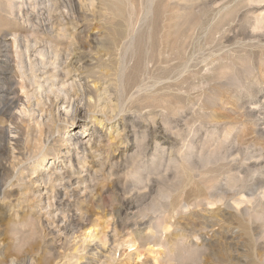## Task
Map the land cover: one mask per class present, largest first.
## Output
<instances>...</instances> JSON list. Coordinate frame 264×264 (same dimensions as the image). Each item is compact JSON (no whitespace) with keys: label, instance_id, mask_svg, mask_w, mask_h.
Instances as JSON below:
<instances>
[{"label":"bare ground","instance_id":"1","mask_svg":"<svg viewBox=\"0 0 264 264\" xmlns=\"http://www.w3.org/2000/svg\"><path fill=\"white\" fill-rule=\"evenodd\" d=\"M66 1L72 5L75 3V0ZM56 2L42 7L46 11L47 18L44 17L45 13L34 14L36 7L32 6L33 11L30 13L35 16L31 18L28 13L30 7L25 10V6H19L11 0H0V229L6 223L4 220H7L8 225L3 228H7L15 240L11 244L12 248L19 251H22L27 240H34L38 230L43 227L50 232H81L83 239L80 240L84 246L89 239H95L99 244H103L106 242L107 233L106 237H101L97 233L98 222L95 223L97 225L94 222L98 216L113 220L112 233H121L125 229L132 230L134 223L124 225L123 220L136 216L137 209H140L143 203L150 198L153 200L152 194L156 188L161 190L158 192L162 199L168 197V189L167 192L163 188L160 189L161 183L151 176L157 175L164 180V168L171 164H176L179 172L186 175L190 166L188 155H182L181 159L180 157L170 159L169 149L172 147L169 149L168 147L173 143L162 126L164 122L160 125L150 124V112L145 111L146 114L142 115V110L150 107L146 103L149 104L152 96L140 95L137 99L134 98L135 101L145 102L144 106L136 107L135 112L140 114L139 118L134 113L135 116L124 115L114 121L125 111L119 95L126 91V73L124 69H120L118 59L115 54L113 55L112 50L102 46L99 33L89 31L88 23V25L73 23L75 27H71L72 23L69 25L68 19L66 21L62 19L64 25H58V28L56 23H52L51 16L57 7ZM57 5L59 8V4ZM79 9L81 8H76V12L82 10ZM2 13L9 14V17ZM68 16L71 19L73 15ZM16 17H23L26 24L13 23L12 20ZM42 18L44 21H41ZM74 22H77V19ZM59 27H63L62 30L69 35L67 41L52 36V32ZM64 52L66 58L62 60L60 57ZM68 77L71 78V82L66 80ZM142 90L143 87L140 91ZM133 97L134 94L131 98ZM153 155L160 156L161 162L158 168H152ZM29 164L32 166H28ZM237 175L239 177L235 174L230 182L228 181L231 187H238L231 196L226 191L216 194L214 190L216 186L210 182L197 186L196 193L194 190L195 195H192L195 199L193 197L191 206L198 208L202 205L200 210L192 209L194 207L191 210L190 204L187 205L186 202L181 206L175 204L176 206L171 209V215L163 203L151 202L144 211L158 210L162 216H165V220L153 227L156 230L153 236H149V232L146 233L147 235L144 232H132L139 237L144 233L142 238H145L147 244L153 243V246L165 247L170 261L174 260L172 259L174 241L176 244L180 242L176 238L175 240L171 238L172 236H167L166 241L162 242L158 236H166L172 227L176 235L183 233L182 221L178 222L181 219L190 220L189 223L191 218H197L199 221L202 219L204 221L201 225H191L189 228L187 226L189 224H186L185 229H191V234L207 231L209 236L203 235L206 238L203 239L202 246L189 243L190 247L188 250L185 249L186 254L182 252L184 255H180L182 261L202 264L199 256L205 257L204 253L211 251L213 246L224 243L232 227L231 225L230 229L226 228L228 231H225L224 225L221 227L217 222L221 219L219 215L232 216L231 219L238 217L248 224L256 223L257 226L247 227V230L246 226L238 229L240 231L245 229L244 233L249 234V238L251 237L255 244L252 255L254 260L251 264H264V190L259 193H256L257 189L245 191L244 185H238L237 182L243 178ZM135 190H144V192L140 195L138 192L135 193ZM105 194L121 198L118 202L105 207L103 206ZM142 199L144 200L141 201ZM231 201L234 206L230 204ZM203 202L216 208L207 209L205 205L203 206ZM219 203L224 206H219ZM42 209H45L46 216H49L46 223L42 220ZM167 213L170 215L169 219L166 217ZM175 214H180V217L178 216L180 220L171 222L170 219ZM231 219L223 218L225 223ZM107 227L109 230V226ZM26 228L30 229L27 235L24 233ZM1 240L0 251L5 245ZM131 242L135 244L137 241ZM142 244L144 246V242ZM227 245L221 246L225 249ZM32 249L30 256L23 257L22 260L9 259L11 264L33 262L40 248ZM104 251L108 253L109 250L104 249ZM219 253L216 255L219 256ZM238 253L242 254V251ZM225 255L224 253L223 256ZM206 256L210 257L207 254ZM242 257L246 256L242 255ZM211 258L212 256L209 260ZM221 258L219 261L223 263L226 257L223 261ZM249 259L237 256L236 260L238 264H250ZM227 261L226 263L229 264Z\"/></svg>","mask_w":264,"mask_h":264},{"label":"rangeland","instance_id":"2","mask_svg":"<svg viewBox=\"0 0 264 264\" xmlns=\"http://www.w3.org/2000/svg\"><path fill=\"white\" fill-rule=\"evenodd\" d=\"M11 1L19 6H25V10L30 7L28 13L31 18L36 13H45L44 17H46V11L42 7L57 1L59 8L55 3L57 7L51 16L52 23H56L57 28L58 25L63 26L64 21L68 19L67 23L69 25L72 23L71 27H75L74 24L88 23L91 33H99L102 46L112 50L113 55L115 54L114 56L118 59L120 69H124L127 76L126 91L119 95L121 103H124L122 106L125 111L114 121L124 115L135 116L136 114L139 118L140 114L135 112L136 107L144 106L145 102L137 100L138 104L135 99L140 95L152 96L149 104L146 103L150 109L142 110V115L150 112V124L160 125L164 122L162 126L173 143L168 147V149L172 147L169 149L172 153H170V159H178V157L181 159L182 155H188L190 166L186 175L179 172L176 164H171L163 167L164 180L157 175L151 176L161 183L160 189L163 188L166 192L168 189V197L162 199L158 192L161 190L154 188L153 200L150 198L143 203L140 209H137L136 216L123 220L124 225L134 223L132 230L125 229L121 233H112L113 220L98 216L94 222V224L98 222V225L95 224L97 233L101 237H106L107 233L106 242L103 244H99L95 239H89L87 246H84L80 240L83 239L81 232H50L43 227L38 230L36 238L27 240L22 251H19L12 248L11 244L15 240L7 228H3L8 225L7 220H4L6 223L0 229V239L5 245L1 247L0 264H11L10 261L13 258L15 259L13 261H16L30 256L33 247L40 249L38 256L29 264H192L191 261H182L181 256L186 254L185 249L188 250L191 244L202 246L203 239L209 236L207 231L206 234L200 231L197 234H191L189 229L191 225H201L204 220L191 218L189 223L190 220L189 222L187 219L180 220L181 213L175 214L170 219L171 222L182 221L184 230L183 233L176 235L172 227L166 236H158L162 242L166 241L167 236H172L171 238L174 240L176 238L181 243L176 244L174 241L172 250L174 260L169 261L165 247L153 246V243L147 244L145 238H142L144 233L147 235L148 232L149 236H153L156 232L153 227L164 221L165 216L154 209H147L145 212L144 208L151 202H160L172 215L171 209L175 204L181 206L187 202L191 209L194 207L191 205H193V197L195 199L192 195H195L196 187L206 182L216 186L215 189L213 188L216 194L226 191L231 196L238 187H231L228 181L235 174L243 178L237 182H239L238 185H244L245 191L257 189L256 193H259L264 190L262 186L264 185V0H75L76 5L73 3L75 7L66 0ZM32 6L36 7L34 14L30 13L33 11ZM71 8H75L74 13ZM76 8L82 10L79 9L81 11L76 12ZM74 14H77L76 18ZM2 15L9 17L6 13ZM68 15L73 16L70 19ZM22 18L16 17L12 21L24 25L26 22ZM43 18L41 21H44ZM72 18L73 21H71ZM76 19L77 22H74ZM67 23L65 22V25ZM62 29L63 27L55 29L52 36L67 41L69 35ZM114 30L117 32L115 33ZM130 46L135 47L132 49ZM64 57L66 58L65 52L60 59L65 60ZM66 80L70 81L71 78L68 77ZM142 87L143 90L140 91ZM133 94L134 97L131 98ZM152 116H155L154 121ZM152 158H154L152 168H158L161 162L160 156L153 155ZM250 185L251 187H247ZM136 192L142 195L144 190H135ZM120 198L105 194L103 206L107 207L116 203ZM203 203L204 206L206 202ZM230 204L233 205V202L231 201ZM218 205L224 206L220 203ZM205 206L207 209L216 208L212 205ZM201 208L202 205L192 209L200 210ZM41 212L42 220L46 223L49 216H46L45 209ZM168 213L167 218L170 217ZM225 216L219 215L221 219L217 221L218 224L220 223L221 227L224 225L225 231H228L231 225V229H234L229 230L226 240L224 239V243L220 244L231 245L225 246L230 251L219 244L215 245L212 247L213 251L206 253L208 257L212 256L211 260L204 253L206 258L199 256L200 262L227 264L226 261L229 260L227 262L231 264L233 260L232 264H238L236 260L238 256L244 259L250 258L251 264L254 260L252 255H254L255 244L251 237L249 238V234L244 232L247 227L257 226L256 223L248 224L238 217V219L236 217L231 219L232 216ZM223 218L231 220L225 223ZM186 224H189L188 230L185 229ZM245 226L246 230H239ZM29 231L30 229L26 228L25 235ZM132 231L144 233L142 237H139ZM230 231L233 233L230 234ZM197 235L201 238L199 239ZM236 236V240L241 241L240 244L236 242ZM132 240L137 242L134 244ZM238 246H241L242 250ZM104 249L109 250L108 253ZM221 249H224L223 252ZM237 249L242 251V254L238 253ZM224 253L225 256H223ZM219 258L225 261L222 263Z\"/></svg>","mask_w":264,"mask_h":264}]
</instances>
